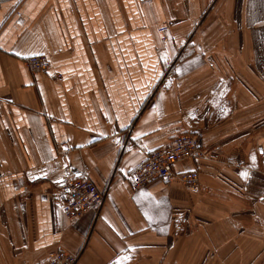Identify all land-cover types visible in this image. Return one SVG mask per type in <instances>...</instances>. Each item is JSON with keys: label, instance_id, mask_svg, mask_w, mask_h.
<instances>
[{"label": "crops", "instance_id": "0c3cea01", "mask_svg": "<svg viewBox=\"0 0 264 264\" xmlns=\"http://www.w3.org/2000/svg\"><path fill=\"white\" fill-rule=\"evenodd\" d=\"M35 55L48 73L27 70ZM183 133L209 156L175 168L199 189H134L127 177ZM61 143L73 152L58 165ZM66 166L107 193L97 220L52 200ZM59 251L264 264V0H0V264Z\"/></svg>", "mask_w": 264, "mask_h": 264}, {"label": "built area", "instance_id": "2783aa9c", "mask_svg": "<svg viewBox=\"0 0 264 264\" xmlns=\"http://www.w3.org/2000/svg\"><path fill=\"white\" fill-rule=\"evenodd\" d=\"M167 26L160 29L166 35ZM167 39L163 37V41ZM27 70L32 74H46L51 69V64L44 55H35L25 60ZM54 80H62L60 74L52 76ZM132 125L128 127L131 131ZM73 148L69 143H61L56 149V163L61 165L72 154ZM209 156L202 147L199 134L183 133L175 136L163 148L150 152L145 161L128 177L134 189L147 187L154 181L172 183L178 181L190 191H197L200 187V174L197 170L178 173L175 168L186 161H208ZM66 178L55 182L50 196L54 203L59 205L64 215L75 221L85 214H92L94 219L101 215L107 193L100 189L86 171L80 177H73L75 170L66 166ZM81 253L70 254L59 251L49 256L39 264H81Z\"/></svg>", "mask_w": 264, "mask_h": 264}, {"label": "snow or ice", "instance_id": "6c2138e0", "mask_svg": "<svg viewBox=\"0 0 264 264\" xmlns=\"http://www.w3.org/2000/svg\"><path fill=\"white\" fill-rule=\"evenodd\" d=\"M123 126V125H122ZM252 160L255 161V156L252 157ZM242 177L247 179L248 178V173L247 172H242L241 173Z\"/></svg>", "mask_w": 264, "mask_h": 264}]
</instances>
